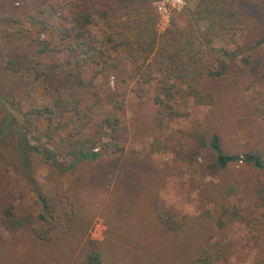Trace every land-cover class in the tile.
Here are the masks:
<instances>
[{
    "label": "trees",
    "instance_id": "16d2710c",
    "mask_svg": "<svg viewBox=\"0 0 264 264\" xmlns=\"http://www.w3.org/2000/svg\"><path fill=\"white\" fill-rule=\"evenodd\" d=\"M79 1L71 5H83L80 9L87 12L92 9L90 15L94 11L109 13L111 18L100 22L91 15L93 22L77 31L68 16L54 18L59 3L49 0L30 14L26 23L7 21L4 25L8 37L26 36L40 44L43 56L48 60L39 59L35 64H28L23 60L7 59L0 63V214L12 209V191L6 184L8 170L21 177L37 208L32 226L21 219L16 222L19 230L11 235L7 247L9 253L0 255V264H71V259L65 257L67 252L62 246H58L61 250L55 247L52 237L56 231L65 234L70 230L73 221L70 217H74L72 210L68 214L60 207L65 201L72 207V200L79 192L98 197L111 187L113 216L127 218L122 236L128 249L121 253L114 251L112 264H157L155 257L165 253V239L179 229L169 210L155 195L165 183L164 170L155 167L141 153L131 156L118 145L111 149L110 141L103 138L98 141L78 139L92 121L82 103L87 94L97 95L95 85L99 77L105 81L108 78L102 68L92 66L105 40L132 56L135 68L129 77L139 89L156 82L164 93L172 91L179 82L186 96L196 105L217 111L224 107L220 100L225 94L217 93L213 82L227 80V86L235 87L239 76L248 75L247 89L259 87L264 99V67L245 70L235 65L239 57L247 53L255 61L264 63V15L258 10V0H195L194 8L185 14V25L161 36L154 28L155 18L148 4L152 0H83L81 5ZM99 24L103 28L98 27ZM233 31L246 32L243 48L238 47L234 52L211 48V66H205L204 72L196 45L208 47L223 34ZM41 37L43 40L40 41ZM95 37L100 42L97 43ZM69 49H74L71 59L59 66L54 58ZM133 52H137L139 58L132 55ZM68 69L75 72V83L56 90L55 107L22 110L15 93L25 77L31 76L39 87L50 75L60 76ZM237 100L241 98L237 96ZM155 102L160 106L164 103L159 96ZM122 108L123 100L116 101L114 111L101 120L99 127L103 135L116 134L120 127L117 112ZM263 110L264 101L262 109L257 106L255 111L264 115ZM65 115L71 116L65 144H30L26 131L32 125V119L45 118L57 127ZM206 144L212 161L222 173H226L230 165L241 162L243 173L253 177L259 193H264L260 178L264 176V156L258 149L246 147L240 155L231 150L222 134L216 132L207 133ZM39 167L45 170L41 180L36 177ZM142 202L146 203L143 207L139 204ZM140 210L143 217L135 221ZM90 223L85 217L83 225L88 227ZM14 225V222L7 224L0 219V241L3 230L8 231ZM96 245L88 241V250L81 251L78 256L81 260L77 262L76 259L73 264H103V255ZM221 249V241L207 240L191 264H217ZM174 252L179 254L177 247Z\"/></svg>",
    "mask_w": 264,
    "mask_h": 264
},
{
    "label": "rangeland",
    "instance_id": "374dc122",
    "mask_svg": "<svg viewBox=\"0 0 264 264\" xmlns=\"http://www.w3.org/2000/svg\"><path fill=\"white\" fill-rule=\"evenodd\" d=\"M48 1L0 0V63L7 59L23 60L28 64H35L39 59L48 60L43 56L41 45L33 43L29 37H8L4 33L7 21L26 23L28 16ZM156 1L152 0L148 4L155 18L154 28L158 36L182 28L185 14L195 6V0H185L180 9H172L167 18H162L158 14ZM258 1V10L264 15V0ZM76 2L78 0H58L59 7L54 18L68 16L77 31L93 22L91 15L100 22L111 18L109 13L100 14L96 11L90 15L92 9L89 12L80 9L83 0L79 1L81 7L71 5ZM102 26L99 24L98 27ZM245 34L240 31L228 32L208 47L196 45L202 70L205 72V66H211V48L234 52L238 47L243 48ZM94 39L100 42L98 37ZM73 52L74 49H69L54 60L59 66L65 65ZM247 54L241 55L235 65L245 70L264 67V63L255 61ZM132 55L139 56L137 52ZM93 65L102 68L108 78L105 81L102 76L99 77L95 85L97 95L87 94L82 103L92 121L78 139L93 138L98 141L103 138L110 141L111 149L118 145L131 156L141 153L155 167L165 171V183L155 195L169 210L179 229L165 239V253L155 257L157 264H191L207 240H219L222 243L217 264H264V193H259L258 183L253 177L243 173L241 162L230 165L227 172L222 173L212 161L206 144L207 133L216 132L223 135L233 152L241 155L246 147H252L264 156V115L255 111L257 106L262 109L264 99L259 87L247 89L250 76H239L235 87L227 86V80L213 82V89L225 94V98L220 100L224 107L216 111L211 107L196 105L192 98L186 96L179 82H176L172 91L164 93L156 82L139 89V85L129 77L135 68L132 56L109 40L104 41ZM32 79L31 76L25 77L15 93L24 112L30 108L55 107L56 90L62 85H73L75 72L68 69L60 76L52 74L39 87ZM158 96L164 101L162 106L155 102ZM237 96L241 98L240 101ZM119 100H123V108L117 112L120 127L114 135H103L99 123L109 112L114 111L113 104ZM243 119L244 124L240 125ZM32 120V125L26 131L30 144L50 142L63 145L68 140L70 115H65L57 127L45 118ZM36 173L37 179L41 180L45 170L39 167ZM6 174V184L12 191V209L0 214V219L7 224L14 222L15 225L8 231L3 230L0 255L9 253L7 247L12 240L11 235L19 230L16 222L21 219L26 225L32 226L37 213V208L32 204L33 198L21 177L11 170ZM260 178L264 184V176ZM111 194V187L98 197L79 192L72 200V207L66 201L65 206L60 207L68 214L71 209L74 217H70L73 220L70 230H66L65 234L64 231L54 232L52 241L55 247L62 246V250L67 252L65 257L71 259V264L76 259L77 262L81 260L78 256L88 248V241L97 243L96 248L103 255V264H112L117 251L121 253L123 249H128L122 236L127 218L113 216L115 210L110 201ZM139 204L141 207L146 205L145 202ZM85 217L91 222L88 227L83 225ZM142 217L140 210L135 221ZM113 230L115 232L111 234ZM176 247L179 254L174 252Z\"/></svg>",
    "mask_w": 264,
    "mask_h": 264
},
{
    "label": "built area",
    "instance_id": "2783aa9c",
    "mask_svg": "<svg viewBox=\"0 0 264 264\" xmlns=\"http://www.w3.org/2000/svg\"><path fill=\"white\" fill-rule=\"evenodd\" d=\"M185 0H158L155 2L160 17L167 18L172 9H180Z\"/></svg>",
    "mask_w": 264,
    "mask_h": 264
}]
</instances>
